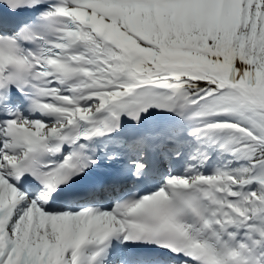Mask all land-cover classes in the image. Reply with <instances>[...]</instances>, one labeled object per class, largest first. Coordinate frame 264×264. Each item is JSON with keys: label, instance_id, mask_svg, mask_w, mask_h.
<instances>
[{"label": "snow or ice", "instance_id": "1", "mask_svg": "<svg viewBox=\"0 0 264 264\" xmlns=\"http://www.w3.org/2000/svg\"><path fill=\"white\" fill-rule=\"evenodd\" d=\"M0 264H264V0H0Z\"/></svg>", "mask_w": 264, "mask_h": 264}]
</instances>
